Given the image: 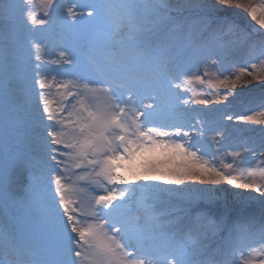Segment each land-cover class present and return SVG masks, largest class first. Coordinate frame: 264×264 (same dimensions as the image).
Masks as SVG:
<instances>
[{
  "label": "snow or ice",
  "instance_id": "6c2138e0",
  "mask_svg": "<svg viewBox=\"0 0 264 264\" xmlns=\"http://www.w3.org/2000/svg\"><path fill=\"white\" fill-rule=\"evenodd\" d=\"M39 3L0 0V264H264V183L242 171L264 151L223 150L264 110L208 107L260 79L264 0L213 5L253 31L169 0Z\"/></svg>",
  "mask_w": 264,
  "mask_h": 264
},
{
  "label": "rangeland",
  "instance_id": "374dc122",
  "mask_svg": "<svg viewBox=\"0 0 264 264\" xmlns=\"http://www.w3.org/2000/svg\"><path fill=\"white\" fill-rule=\"evenodd\" d=\"M258 3L259 0H256ZM170 5L173 7H179L183 10L184 16H192V17H198V16H205L208 14L213 15H223L228 17L230 20L234 21L237 25H239L241 28L247 30V31H253L254 27L258 28V26H255L254 22L250 20V18L247 16L246 11H241L239 9L234 8H220V9H214L213 5L215 4V0H169ZM36 9L39 12L43 11L42 6L39 3V0H36L35 4ZM4 24L2 21H0V31L3 30ZM194 30L197 28V25L193 24ZM259 33V31H256V35ZM33 35H35L38 39L41 36V30L37 29ZM180 55H185L181 53ZM228 60L231 61L236 67L229 68V71L232 73H236L238 71V67L245 65V61H249V52L246 49H240L232 52L228 56ZM255 62V61H250ZM227 67V65H226ZM257 71H259L260 79L258 81H252L250 84H248L247 87H242V84L247 83L251 80V77L244 76L242 77L241 82L237 84V87L235 90H232L235 92V97L233 98L230 96L229 98L232 100V103L227 106V109L224 108L222 105H209L210 110H214L217 114L221 111L225 110H235V111H244L246 109H253L254 111H262L264 108H261L260 101L261 98L264 97V69H260L258 67ZM54 72V70H53ZM227 74V73H225ZM220 77L219 73L215 71V69L210 68L209 69V75L206 77L207 80L212 81L215 83ZM49 79H52L50 76ZM194 90L201 95H208L209 98L215 99L216 96L214 93H218L221 97L229 93V89H225L221 87L220 85L216 84V87H213L212 84H204V85H194ZM53 96L51 97L54 101L58 98L56 93L57 89L53 88ZM203 107V106H199ZM258 121H262V123H254L247 126H243L240 128L233 129L234 136L237 139L235 143L233 141H228L224 145V151H231L233 148H236L239 150V144L240 142H247L251 144L253 148L256 149L257 152L264 151V117L257 116ZM211 131H209V136H211ZM209 151L211 153V145L209 144ZM244 155V163L246 165L245 168L242 169L244 174H247V172H253L256 173V175L253 177L254 179H257L259 182L264 183L260 179V173L264 171V169L260 168L257 165V157H255L251 152L243 153ZM208 158V157H206ZM223 159L225 162H228L232 159L230 156H224V157H218L217 159ZM239 159V158H237ZM79 171V170H77ZM83 183V182H81ZM228 186L221 185V188H226ZM254 204V210L259 209L258 202H253ZM221 208H223V205H221Z\"/></svg>",
  "mask_w": 264,
  "mask_h": 264
},
{
  "label": "bare ground",
  "instance_id": "6f19581e",
  "mask_svg": "<svg viewBox=\"0 0 264 264\" xmlns=\"http://www.w3.org/2000/svg\"><path fill=\"white\" fill-rule=\"evenodd\" d=\"M257 35H259V33Z\"/></svg>",
  "mask_w": 264,
  "mask_h": 264
}]
</instances>
